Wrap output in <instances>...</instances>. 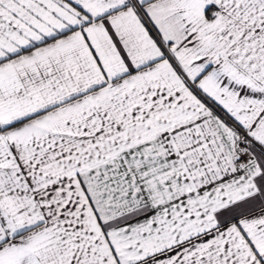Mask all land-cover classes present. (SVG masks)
Wrapping results in <instances>:
<instances>
[{"label": "snow or ice", "instance_id": "1", "mask_svg": "<svg viewBox=\"0 0 264 264\" xmlns=\"http://www.w3.org/2000/svg\"><path fill=\"white\" fill-rule=\"evenodd\" d=\"M0 264H264V0H0Z\"/></svg>", "mask_w": 264, "mask_h": 264}]
</instances>
